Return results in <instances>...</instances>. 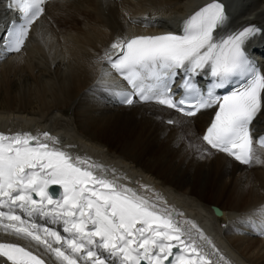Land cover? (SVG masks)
<instances>
[{
  "label": "snow or ice",
  "instance_id": "6c2138e0",
  "mask_svg": "<svg viewBox=\"0 0 264 264\" xmlns=\"http://www.w3.org/2000/svg\"><path fill=\"white\" fill-rule=\"evenodd\" d=\"M46 3L0 0V58L22 50ZM228 24L224 3L212 0L174 31L117 37L101 59L111 69L105 75L130 85L115 94L120 103L154 102L189 118H169V125L215 109L200 137L201 158L215 151L242 165L262 164L252 126L264 114V63L246 45L264 29L229 31ZM256 142L264 147V135ZM110 172L47 131L0 132V231L42 247L52 264H232L193 221L144 194L147 186L142 192ZM0 264L47 262L4 241Z\"/></svg>",
  "mask_w": 264,
  "mask_h": 264
},
{
  "label": "bare ground",
  "instance_id": "6f19581e",
  "mask_svg": "<svg viewBox=\"0 0 264 264\" xmlns=\"http://www.w3.org/2000/svg\"><path fill=\"white\" fill-rule=\"evenodd\" d=\"M210 1L48 0L22 50L0 60V88L4 91V97L0 95V132L47 131L73 155L90 158L109 172L115 169L114 175L129 186L142 192L147 186L150 191L144 194L159 196L161 203L166 202L183 214L180 219L196 225L189 203L183 200L187 196L182 197L187 194L208 205L224 200L232 213L224 209L215 216L210 207L207 209L216 222L230 221L238 210H248L244 216L256 220L261 212L264 214V163L256 164L263 167L261 171H252L253 168H245L224 153L213 151L201 158L198 149L203 144L196 132L201 129V134L210 116L207 119L197 114L190 124L169 125L163 121L162 124L158 117L163 115L162 120L189 118L152 102L113 106L103 94L97 98L88 93L89 90L99 93L101 89L111 92L117 85L115 75H105L110 71L101 59L117 37L174 31L185 17ZM221 2L229 15V31L249 25L264 29V0ZM246 47L264 63V36H255ZM82 98L88 99L90 105L82 103ZM61 110L73 115L78 133L63 127L64 124L48 126L51 129L44 127ZM257 126V133L264 130V114L257 118ZM158 128L162 131L157 133ZM147 149H153L151 152L160 149L174 160L171 163L163 159L165 156L145 157ZM256 152L264 161V149L256 148ZM196 201H190L191 205L198 204ZM207 222L205 226L211 230L210 221ZM234 235L231 242L249 254L253 264H264V238ZM4 241L26 245L52 264L53 258L33 242L0 231V242ZM200 243L208 247L204 241ZM216 247L232 264H237L225 250Z\"/></svg>",
  "mask_w": 264,
  "mask_h": 264
},
{
  "label": "rangeland",
  "instance_id": "374dc122",
  "mask_svg": "<svg viewBox=\"0 0 264 264\" xmlns=\"http://www.w3.org/2000/svg\"><path fill=\"white\" fill-rule=\"evenodd\" d=\"M11 79L13 80V82H16V80L14 79V76H12L11 77ZM14 88H16V87H14ZM88 93L89 94H91V95H93V92L91 91V92H89L88 91ZM0 95H1V98H3L4 97V91H3V89L2 88H0ZM82 100V103H84V104H88V105H90V103H89V101H88V99H86V98H82L81 99ZM91 102V101H90ZM78 108H79V106H77ZM62 111V110H61ZM61 111H58L57 113H55L54 115H53V117H51V118H49L48 120H47V124L44 126V127H46V128H49V129H51L50 127H48V126H51V127H53V126H55V127H58L59 125H62V124H64V126L63 127H69L70 129H72L73 131H75L76 133H78L77 131H76V126H75V124L73 123V115L71 114V113H69V112H67V111H65V112H61ZM67 114V115H66ZM137 115V114H136ZM170 116H174V114H169ZM55 116H57V117H55ZM133 116H135V114L133 115ZM164 116V115H163ZM163 116H160V117H158V120H160L161 121V123H162V117ZM56 119V120H55ZM164 122V121H163ZM59 123V124H58ZM192 123V122H191ZM163 124V123H162ZM58 125V126H57ZM127 130V129H126ZM199 130H201V129H199ZM199 130H197V132H196V136L198 137V139H200L199 138V136H198V131ZM130 130H127L126 132H129ZM160 131H162V129L161 128H158V129H156L155 130V132H160ZM196 131V130H195ZM166 132V131H165ZM133 133H135V131L133 132ZM129 134V133H128ZM134 136H136V134L134 135ZM153 149H155V148H153ZM153 149H147L148 150V152L147 153H145V157H152L153 159H160L161 157L163 158L165 155H164V153L160 150V149H158L157 151H155V152H151ZM166 162H171L172 163V160H174V159H170L169 157L167 158V154H166V156L163 158ZM169 159V160H168ZM256 169H258V170H256ZM263 169V167L261 166H259L258 168H253L252 169V171H261ZM245 171V173L246 172H251V171H248V170H244ZM246 175H248V174H246ZM157 179H159L160 180V178L159 177H156ZM247 179V178H246ZM243 180H245V178L243 179ZM244 183V182H243ZM187 196V198L185 199H183L186 203L188 202L189 203V205H190V210L191 211H193V212H196L197 213V215L198 216H200L201 218H204L203 217V213H205V212H201V209H205L206 211H207V209H209V207H210V205H208V204H206V203H204V202H200V200L199 199H197L196 198V196H191V195H189V194H187V195H185V196H182V197H186ZM197 200V201H196ZM190 201L191 202H197L198 204H192L191 205V203H190ZM187 203V204H188ZM199 204H200V207H199ZM203 206H202V205ZM217 205L220 207V208H222L223 210H224V212H226V213H232V208H228V207H226V204L224 203V200L223 201H219V203H217ZM221 205V206H220ZM223 205H225L224 207H226V208H223ZM207 208V209H206ZM204 210V211H205ZM238 213V212H237ZM236 213V214H237ZM207 215H208V211H207ZM233 215H234V212H233ZM211 219H213L212 218V216H211ZM216 219V218H215ZM214 219V220H215ZM211 221V220H210ZM215 223V222H214ZM221 223H224V222H221ZM210 224L212 225V227H214V225H213V222L211 223L210 222ZM211 227V226H210ZM212 230V229H211ZM234 231H232V233H230V231H228V230H225L224 229V232L222 233V235L221 234H219L220 235V239H223L224 241H225V248H226V250L232 255V257L234 256L235 257V259L234 258H232V257H230V258H232V260H234V261H236L237 262V264H239V262L241 263V264H253V262H252V260L250 259V256H249V254H247V253H245L244 251H241L236 245H234L231 241V238H233V236L235 237L236 235H234L235 234V232L233 233ZM251 236V235H250ZM226 253V252H225ZM227 254V253H226ZM228 255V254H227ZM228 256H230V255H228Z\"/></svg>",
  "mask_w": 264,
  "mask_h": 264
},
{
  "label": "water",
  "instance_id": "95a60500",
  "mask_svg": "<svg viewBox=\"0 0 264 264\" xmlns=\"http://www.w3.org/2000/svg\"><path fill=\"white\" fill-rule=\"evenodd\" d=\"M211 207H212V209H213V211H214L215 213H217V214H220V213H221L220 208H218L217 206L212 205Z\"/></svg>",
  "mask_w": 264,
  "mask_h": 264
}]
</instances>
